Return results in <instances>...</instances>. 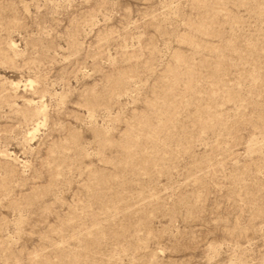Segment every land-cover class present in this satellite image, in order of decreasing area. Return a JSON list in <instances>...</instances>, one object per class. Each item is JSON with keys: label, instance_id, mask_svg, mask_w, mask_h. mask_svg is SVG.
Segmentation results:
<instances>
[{"label": "rangeland", "instance_id": "rangeland-1", "mask_svg": "<svg viewBox=\"0 0 264 264\" xmlns=\"http://www.w3.org/2000/svg\"><path fill=\"white\" fill-rule=\"evenodd\" d=\"M0 264H264V0H0Z\"/></svg>", "mask_w": 264, "mask_h": 264}]
</instances>
